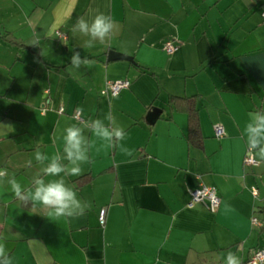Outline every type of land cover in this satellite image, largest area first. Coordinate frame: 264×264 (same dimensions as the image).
I'll list each match as a JSON object with an SVG mask.
<instances>
[{"label":"crops","instance_id":"1","mask_svg":"<svg viewBox=\"0 0 264 264\" xmlns=\"http://www.w3.org/2000/svg\"><path fill=\"white\" fill-rule=\"evenodd\" d=\"M262 10L264 0H0V168L28 188L43 167L37 149L62 152L72 125L95 140L90 123L109 113L134 150L128 157L96 141L81 175L64 177L90 205L72 218L21 201L6 177L0 240L13 264H225L229 251L242 263L264 246V161L243 164L242 138L248 114L264 111ZM100 13L115 35L85 48L73 26ZM73 52L93 63L70 69ZM118 79L129 86L101 93ZM171 95L197 96L201 147L185 138L186 115L169 111ZM81 176L90 180L77 185ZM201 183L216 189L213 212L188 205Z\"/></svg>","mask_w":264,"mask_h":264},{"label":"clouds","instance_id":"2","mask_svg":"<svg viewBox=\"0 0 264 264\" xmlns=\"http://www.w3.org/2000/svg\"><path fill=\"white\" fill-rule=\"evenodd\" d=\"M116 30V22L103 13L95 15L91 21L78 17L73 26V31L87 37L84 41L85 48L94 47L96 42L105 43L115 35ZM91 63L93 62L87 57L82 58L79 52H73L70 57V69H80L81 66H88ZM248 115L249 120L242 129V138L249 156L264 161V111L250 112ZM105 121L108 123L105 124ZM89 130L95 140H90L81 127L68 126L64 130L62 152L58 149L50 157L37 149L34 153L35 160L43 167L40 173L33 177L28 188L21 185L14 176H9L5 168H0V183L7 177L6 182L15 197L26 203L31 202L33 206L41 205L48 217L59 219L83 215L90 205L78 197L77 192L66 183L64 177L81 175L82 165L91 162L89 152L97 140L103 142L102 147L118 149L128 157H131L134 151L124 143L127 133L111 113L104 119L93 120ZM99 150L97 148V151ZM44 177L53 179L46 180ZM0 264H13V258L3 240H0ZM225 264H240V260L236 254L229 251Z\"/></svg>","mask_w":264,"mask_h":264},{"label":"built area","instance_id":"3","mask_svg":"<svg viewBox=\"0 0 264 264\" xmlns=\"http://www.w3.org/2000/svg\"><path fill=\"white\" fill-rule=\"evenodd\" d=\"M260 15L262 19H264V10L261 11ZM162 48L166 53H172L177 48V46L173 43L172 40H167L163 44ZM129 84L130 81L128 79L108 81L105 87L101 90V93L115 96L122 89H126ZM59 110H61V108H59ZM73 116L79 121L82 120L79 115V111H75ZM213 132L216 137H221L224 134L222 125L215 124L213 126ZM243 164L249 166L257 164L256 159L249 156L247 148L243 157ZM251 192L255 194L256 190L254 188H251ZM195 203L202 205L205 209L211 212L215 211L219 205V198L217 196L215 187L201 183L197 187L192 189L190 191V200L188 202V205L191 206ZM104 211L105 209L102 208L98 212V222L100 225H103L104 223ZM251 223L253 225L259 224L258 220L255 217L251 219ZM241 264H264V246L253 249L249 257Z\"/></svg>","mask_w":264,"mask_h":264},{"label":"trees","instance_id":"4","mask_svg":"<svg viewBox=\"0 0 264 264\" xmlns=\"http://www.w3.org/2000/svg\"><path fill=\"white\" fill-rule=\"evenodd\" d=\"M196 100L197 96L171 95L167 99V106L170 112L179 111L186 115L187 129L185 138L190 145L201 147L203 143V137L201 135L199 126ZM89 180V176H81L76 178L75 182L77 185H80L88 182Z\"/></svg>","mask_w":264,"mask_h":264},{"label":"water","instance_id":"5","mask_svg":"<svg viewBox=\"0 0 264 264\" xmlns=\"http://www.w3.org/2000/svg\"><path fill=\"white\" fill-rule=\"evenodd\" d=\"M115 59V58H120V59H124V60H127V61H131L132 62V57L131 56H128V55H125V54H122V53H119V52H115V51H110L108 53V59ZM158 115V112H154V115H151L150 116V121L152 122L154 120V118Z\"/></svg>","mask_w":264,"mask_h":264}]
</instances>
